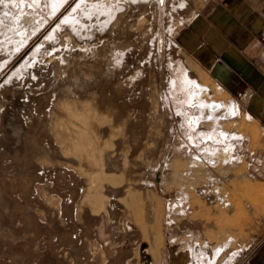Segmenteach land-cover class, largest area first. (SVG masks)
Instances as JSON below:
<instances>
[{"label": "rangeland", "instance_id": "obj_1", "mask_svg": "<svg viewBox=\"0 0 264 264\" xmlns=\"http://www.w3.org/2000/svg\"><path fill=\"white\" fill-rule=\"evenodd\" d=\"M74 1L78 0H0V264H237L264 237V135L235 99L178 45L177 35L199 11L202 0L105 1L116 9L108 30L115 33L117 45L130 49L126 67L117 71L110 86L104 88L111 112L104 111L101 124L112 134L115 132L107 147L120 162L124 156L127 160V170H118L122 172L106 182L117 179L138 188L143 199L139 201H143V232L120 203L113 214H106L109 210L105 203L91 209L86 201L82 202L74 171L38 160L31 141H39L41 135L31 110L34 106L44 114L49 110V100L59 92L51 76L41 79L29 68L39 71L55 64L54 60L73 59L71 54L77 55L109 38V33L97 35L105 17L102 14L80 23L79 35L61 29L52 32L53 25ZM138 18L142 21L136 27L134 20ZM44 37L48 39L42 45ZM84 65L54 82L63 86L65 81V87L70 80L88 84L91 79L86 75L95 72L91 77H100L104 73L103 65ZM132 68L140 69L142 78L126 89L123 98H113L115 83ZM182 72L203 95L196 94L197 102L203 98L234 104L239 109L238 117L223 120L221 110L216 114V124L208 111L200 117V108L189 100L179 82ZM169 79L176 85L173 96L166 90ZM38 96H45L46 108L31 102L30 98ZM176 108L187 111L190 117H199L200 133L182 128ZM155 128H159L158 137L150 140L149 148L144 147L147 135ZM221 132L226 135L224 142H214L212 136H222ZM134 136L143 146L136 153ZM224 143L232 145V152ZM219 149L226 152L217 157ZM175 157L180 165L171 171L167 165ZM245 185L253 190L246 192ZM257 191L263 194V200L255 199ZM156 229L162 239L158 256L150 252L149 245L157 235ZM224 244V251H215Z\"/></svg>", "mask_w": 264, "mask_h": 264}, {"label": "bare ground", "instance_id": "obj_2", "mask_svg": "<svg viewBox=\"0 0 264 264\" xmlns=\"http://www.w3.org/2000/svg\"><path fill=\"white\" fill-rule=\"evenodd\" d=\"M105 1L106 0H96L94 2H91L90 0H78L77 2L74 1L75 3L72 2L66 8L65 14L63 16L61 15L62 17L59 20H57V22L53 25L52 32L54 33V32H57L58 29H61L62 31H66L67 33L79 35L81 32V30L79 29L80 23H82V22L85 23L88 18L92 19L93 17L96 16V14H98L99 16H100V14H102L105 17H104L103 22L101 24H99L98 30H96L97 35L99 34V37L100 36H106V35L108 36L107 33H109V38H104L102 40H99L97 46L91 47L89 49L86 48L84 50H80L81 53H78L77 55L71 54V56H74L73 59H71V58L68 59L65 57L61 61H59V59L54 60V61H56L55 64H53L49 67L45 66L42 69L38 68L39 71L35 70V67H32V66L29 68V71L33 76L39 75L41 77V79H49L48 77L51 76L52 79H54V81L55 80L57 81V78L59 76L65 74L67 77L69 74L67 75L66 73H68L70 71L73 72V69L74 68L76 69V67H78L79 65L82 66L83 64H85L86 67L87 66L95 67L96 65H98V66L103 65L104 66V73L102 74V76L91 77L95 72L91 75H89V74L86 75V76H89L91 79V83L89 82L88 84L87 83L83 84V83H81L80 80H77V81L75 80L72 82L70 80V85H67L65 87L64 86L65 81H64L63 86L60 85L61 83L57 84V82L52 81L53 85L56 88H58L59 93L58 94L56 93V95H54L49 100V103L47 104L49 106V108H48L49 110L45 111L44 114H43L44 111H41L42 112L41 113L40 111H37V109L34 108V106L31 110L32 111L31 114H32V117L34 118V120L36 122V125L39 124L38 130H40L39 132L41 135V138L39 137L40 138L39 141H36L35 139L31 141L32 142L31 147H32L34 152L35 151L37 152L36 153V154H38L37 158H38V160H41L42 163H49L50 162L54 165H58L59 167L62 166L67 172L71 171V170L74 171L73 172V173H75L74 176L76 175L75 177H76V179H78V182L80 185V190H81V194H82L81 197L83 199L82 202L86 201L87 204L91 205V209L100 206L101 203H105V205L107 206V209L109 210V211L106 210L107 212L105 211L106 214H113L114 211L116 210L117 203H120V204H122L121 207L124 209L125 214L131 215L133 220L135 221V223L140 228H142V232H143V225H142V221H141V218L143 217V216L141 217V215H142L141 214V211H142L141 204L143 201L141 202V204H139L140 198L142 196L139 195L140 192H138V188L131 187L130 185L121 184L120 178H119L120 181H116L117 179H115V182H113L114 180H112L113 183H111V182L107 183L106 182L109 178L110 179L114 178L116 176V173L122 172V171H118V170H123L125 168L127 160H126V157L124 156L121 159L122 162H120V160L118 158L111 156V152L109 151V149L107 147V146H109L108 144H109V141L111 140L112 135L114 137L115 132H114V134H112V132H110L109 128H106V127L102 126L103 124H101V123H103V119L105 117V116L103 117L104 111L111 112L110 111L111 110V104L108 105L110 98H108V96L105 94L104 88H105V86H107V84L109 85V81H110L111 77H113V75H116L117 71H118L117 73H119V71L121 69L126 67L125 66L126 63L129 62V61H127V55L130 53L129 52L130 49L127 48L126 46L122 47V46L117 45V44H119V41L117 40L118 41L117 42L115 39H113L116 37L115 33L112 30H108L109 22L112 19L113 15L115 14L116 9H113L110 6H108L107 3H105ZM52 5L56 6V3L55 4L53 3ZM140 21H142V20H139V18L137 20H134V22H135L134 25L136 27H139ZM129 36L132 37V35H129ZM47 39H48V37H44V39L42 41V45H45L47 43ZM110 39H112V40H110ZM134 40H135V38H134ZM68 49L69 48H64L63 51H66ZM60 51L61 50H58V52H60ZM50 53H53V52L50 51ZM68 54H69V52H68ZM46 60H48V59H46ZM92 69H94V68H92ZM34 71H36V73H34ZM80 71H81V69H80ZM123 73L125 74V72H123ZM80 76H82V75H80ZM140 76H141V70L137 69V68H132L123 79L119 80L118 82L114 81V82H116L114 85V88H113L114 95L111 93L114 96L113 98H115V99L116 98H123L124 94L126 93V89H128V88L131 89L132 86L135 84L136 80H138ZM76 77L79 78L78 76H76ZM70 78H72V77H70ZM140 78H142V77H140ZM85 79L87 80V78H85ZM61 80H63V79H61ZM72 80H74V79H72ZM191 80L192 79H189L186 76V74L183 72L179 77V82L181 83L182 89L188 95L189 100L196 102L195 100H196L197 92L194 91L196 85H195L194 81H191ZM78 81H80V82H78ZM88 81H89V79H88ZM48 84H50V83H48ZM69 86H72V87H69ZM175 87H176V85H175V82L173 81V79H169L168 83H167V89L166 90L169 92V94H171V96H173L174 92L176 91ZM147 94L148 93H146V95ZM150 96H152V95H150ZM46 97H48V96H46ZM132 98H133V96H132ZM30 99H31L32 103L34 102V104L41 105L42 107L44 106L43 103L46 100L45 96H43V97L38 96L35 98H30ZM111 99H112V97H111ZM115 99H114V101H116ZM129 99H131V98H129ZM155 99H153V100H155ZM148 101L150 102V100H148ZM116 102H118V101H116ZM135 102L136 101L132 100V103L135 104ZM204 102H205V100H204ZM46 103H47V100H46ZM110 103H112V101ZM113 103H112V106H113ZM46 106H44V107L46 108ZM137 107H139V106L137 105ZM207 107H208V110L213 112V113L219 112L221 110L220 118L223 120H227V121L234 120L237 118V115H238L236 112V109H235L236 107H234L233 104H228V105L223 107L220 103H218L216 101H213V102L211 101V103H208ZM123 108L124 107H122V109ZM125 108H124V110H125ZM138 109L139 108H137V110ZM176 110L181 116L182 128L188 129L189 131L193 130L196 133H200V130H199L200 119H199V117H190L189 113L187 111H184L182 108H176ZM203 110H206V109L204 108ZM203 110L200 106V110L198 111V113L203 114ZM117 111H115V112H117ZM154 111H155V109H154ZM238 111H239V109H238ZM151 112H153V111H151ZM107 114H108V112H107ZM140 114H141V112H140ZM156 115H158V114H156ZM121 116H122V113H121ZM201 116L202 115H200V117ZM149 119H150V117H149ZM155 123L157 124V122H155ZM106 124H109V123H106ZM113 124H114V121H113ZM149 125H151V123ZM252 125H253V123H252ZM157 129H159V128H155L154 130H151V131L149 130L150 131L149 135H147L149 138L146 140L147 142L145 144H143L144 147L149 148L148 144H151L150 140L154 141V139H156L158 137ZM12 130H13V128H12ZM114 131H117V130L115 129ZM116 134H118V133L116 132ZM118 135H116V136H118ZM135 136H136V134H135ZM135 136L133 137V145L132 146H134L136 149L133 151L137 152L138 150L142 149L143 146L140 143V138L138 140V138L137 137L135 138ZM214 136L215 137H212L214 142H219V141L224 142V139H222V137H224L223 134H222L221 139H220L219 135L217 136L215 134ZM216 138L218 140H215ZM30 139H32V138H30ZM124 140H126V139H124ZM124 142H126V141H124ZM117 145H118V142H117ZM151 146H153V145H151ZM224 146H226L225 143H224ZM151 149H152V147H151ZM133 151H131V152H133ZM224 152H226V149L216 150L217 157L219 155H223ZM128 155H130V154H128ZM138 155L141 156L140 153ZM176 158L177 157H175L174 160L169 161V163L167 165L168 169H171V171H175L178 168V166L180 165L179 159H176ZM178 163H179V165H178ZM211 164H213V162H211ZM58 166H57V168H58ZM131 166H132V163H131ZM137 167H138V165H137ZM119 175H121V174H119ZM109 181H111V180H109ZM245 186H246V188H244V190L246 192H250L253 190L252 187L247 186V185H245ZM140 189H141V187H140ZM145 192H147V191H145ZM145 194H147V193H145ZM148 195H149V193H148ZM261 195L263 196V194H259L258 191L255 192V196H256L255 199H258L260 201L262 199ZM5 196H6V194H5ZM145 197H147V196H145ZM141 200H143V199L141 198ZM255 203H256V201H255ZM148 205H149V203H148ZM92 206H95V207H92ZM80 208H82L81 205H80ZM156 213H157V209H156ZM160 215H161V211H160ZM190 218H193V217H190ZM93 221H95V220H93ZM108 221H109V219H108ZM144 229H145V227H144ZM152 229H155V228L152 227ZM153 231H155V230H153ZM146 233L147 232H145V234ZM156 233H157V235H155V237L153 236L154 239L150 242L149 245L151 247L150 252L154 255L156 254L155 256H158V252H160V249H161L160 246L162 247V245H160L161 244L160 241L162 239L161 238H160L161 240L159 239L160 234L158 233L157 229H156ZM225 244L221 247H217L215 251H218V252L224 251L227 247V245H225ZM92 245L94 246V244H92ZM97 249H98V246H97ZM134 255H135V257L138 256L136 252ZM135 261L136 260H134V262ZM183 261H185V260H183Z\"/></svg>", "mask_w": 264, "mask_h": 264}, {"label": "crops", "instance_id": "obj_3", "mask_svg": "<svg viewBox=\"0 0 264 264\" xmlns=\"http://www.w3.org/2000/svg\"><path fill=\"white\" fill-rule=\"evenodd\" d=\"M177 36L179 47L235 99L264 135V0H202L199 11ZM202 99L197 102L196 96L198 108H205L215 119L218 112L207 107L211 101ZM223 135L219 137L225 139ZM225 145L232 152V145ZM237 264H264V237Z\"/></svg>", "mask_w": 264, "mask_h": 264}]
</instances>
